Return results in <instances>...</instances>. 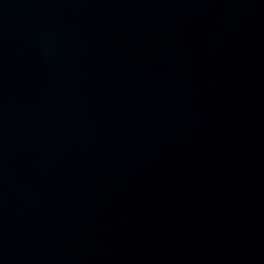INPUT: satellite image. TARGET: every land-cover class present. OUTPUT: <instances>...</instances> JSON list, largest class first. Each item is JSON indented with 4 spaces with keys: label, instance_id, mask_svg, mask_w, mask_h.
Masks as SVG:
<instances>
[{
    "label": "water",
    "instance_id": "water-1",
    "mask_svg": "<svg viewBox=\"0 0 264 264\" xmlns=\"http://www.w3.org/2000/svg\"><path fill=\"white\" fill-rule=\"evenodd\" d=\"M0 264H264V0H0Z\"/></svg>",
    "mask_w": 264,
    "mask_h": 264
}]
</instances>
